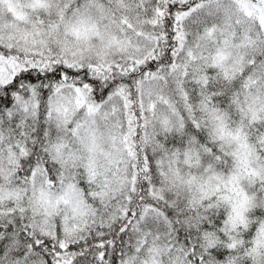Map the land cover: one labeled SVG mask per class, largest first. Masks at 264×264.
<instances>
[{
    "label": "snow or ice",
    "instance_id": "6c2138e0",
    "mask_svg": "<svg viewBox=\"0 0 264 264\" xmlns=\"http://www.w3.org/2000/svg\"><path fill=\"white\" fill-rule=\"evenodd\" d=\"M0 264H264V0H0Z\"/></svg>",
    "mask_w": 264,
    "mask_h": 264
}]
</instances>
